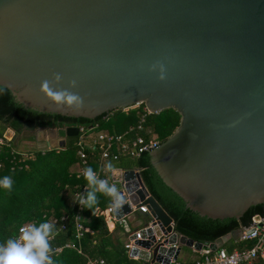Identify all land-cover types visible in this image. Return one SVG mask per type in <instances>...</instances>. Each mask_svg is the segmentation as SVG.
<instances>
[{
	"label": "water",
	"instance_id": "water-1",
	"mask_svg": "<svg viewBox=\"0 0 264 264\" xmlns=\"http://www.w3.org/2000/svg\"><path fill=\"white\" fill-rule=\"evenodd\" d=\"M55 73L58 88L77 82L70 91L85 98L82 109L57 108L39 93ZM0 85L25 108L75 118L133 104L171 108L177 126L143 154L158 185L211 219L264 202V0H0ZM48 132L51 147L63 145ZM122 179L128 200L155 220L130 257L167 264L181 246L207 253L240 234L209 243L177 235L138 172ZM112 213L121 221L129 207Z\"/></svg>",
	"mask_w": 264,
	"mask_h": 264
},
{
	"label": "trees",
	"instance_id": "trees-1",
	"mask_svg": "<svg viewBox=\"0 0 264 264\" xmlns=\"http://www.w3.org/2000/svg\"><path fill=\"white\" fill-rule=\"evenodd\" d=\"M142 106L139 104L138 107L128 109L126 112L113 109L110 114L104 113L94 119H85L25 108L15 102L11 95L0 92V131L9 128L16 133V138L11 142V148L15 150L13 156L8 155V150H5L3 156L6 158L0 157V178L10 176L13 180L11 191L0 188V244L13 238L17 227L23 222L34 221L38 226L42 222H52L50 220L56 218V222L52 223L59 231L51 240V246H60L72 241L76 249L62 248L52 257L55 264H87L88 260L99 259L103 260V264H149L141 258L130 257L123 241L131 231L141 226H132L126 220L124 226L121 220L116 221L113 228L108 230L104 217L98 214V210L104 209L110 203V199L103 195H99V203L92 209L81 206L79 223L83 227H88L89 231L82 232L78 239L75 238L74 216L78 203H74L72 197L75 196L74 192L87 182L83 175L75 174L79 168V160L75 153L77 136L67 137L65 144L61 146L44 149L18 145L21 140L33 139L37 129H56L63 135L62 129L67 124L88 126L93 123H97L99 129L106 128L108 133L122 134L127 130L128 137L137 134L147 139L155 134V138L161 142L177 126L179 114L167 108L142 116ZM144 153L146 152L136 157L121 154L117 160L111 161L121 168L139 170L142 183L172 219L173 231L177 235H183L194 242L209 243L233 229L247 225L252 215L261 214L264 210L263 202L247 209L239 218L211 219L199 216L185 208L180 199L158 185L143 156ZM86 156L83 167L94 169L97 154L88 150ZM62 216L65 217L64 220H61ZM146 219L144 218L143 224ZM251 245V240L237 238L228 239L220 247L230 252L240 251ZM181 250L187 254L193 252L191 247L186 246H181ZM191 261L193 258L187 263ZM251 264H264V261L256 259Z\"/></svg>",
	"mask_w": 264,
	"mask_h": 264
},
{
	"label": "built area",
	"instance_id": "built-area-1",
	"mask_svg": "<svg viewBox=\"0 0 264 264\" xmlns=\"http://www.w3.org/2000/svg\"><path fill=\"white\" fill-rule=\"evenodd\" d=\"M139 104H133L128 107L120 108L122 112H126L128 109H133L138 107ZM142 116L149 113L143 106H142ZM110 114V113H108ZM98 128L97 123L89 124L88 126L80 125L77 130V139H76V156L79 160V168L76 171V176L82 175V170L84 169V164L86 163V152L88 150L94 151L97 154L96 158V167L93 169L97 172V174L100 176V178H105L106 175L110 176V182H115L120 189V191L125 196V203L129 207V213L140 211L142 213H145L148 215V221L140 228V229H146L151 228L152 229V222H154V218L149 216V211L147 209L146 204H140L141 201H137L136 203H131L128 200L129 194L125 190V181L122 179V174L125 170V168H121L116 166V169H118L119 178L114 179L111 174H107L101 171L103 165L106 163L107 160L115 161L117 158L121 155H128L130 157H136L142 152H148L152 148L156 147L159 144V141L157 138H155V134L150 136L147 139H144L142 136L134 134L132 136H127V130H125L122 134H116V133H108L106 130L105 132L102 131L98 135H92L93 131ZM12 130L9 128H4L2 131H0V157L6 158V156H3L5 150H8V155L14 154V151L11 148V133ZM48 130H45V132ZM47 140V139H46ZM46 147H50L46 141H45ZM23 156H25V153H23ZM1 164V162H0ZM132 169L135 172H138L139 170L137 168H129ZM88 187L87 182L83 184L78 191L74 192V195L76 193H85L86 189ZM82 206V205H81ZM81 206L77 205V211L74 216L75 220V238L78 239L79 236L82 234V232L89 231L88 227H83L79 223V219L81 218V215L79 211L81 210ZM98 214L102 215L104 217V221L106 223V226L108 230H111L114 226V223L117 221L115 216L112 213L111 209V201L108 206H106L104 209L98 210ZM127 214H123L122 217H124ZM64 216L61 217V220H64ZM50 221L56 222V218H52ZM48 222V221H47ZM35 224L34 221H26L23 222L21 225L17 227L16 234L13 238H16L20 234V229L24 226ZM110 224V225H109ZM63 227L62 225L60 226ZM137 229L133 231L132 235L126 243L127 251L132 247H135L136 245L133 243L135 239H141V235L139 233V230ZM162 237H165L164 235ZM238 239L240 240H251L252 245L246 249L243 250H232L228 252L226 249L219 247L217 250L215 249L214 252L211 253V251L207 253H202L200 251H195L193 248L191 250L196 253V257L193 259V261L187 263L185 261L178 260L179 253L177 254V257L174 259L172 256H168V262L167 264H251L254 260L260 259L261 261H264V210L261 214H254L251 216L250 222L240 227V234L238 236ZM156 242L161 240L158 237H155ZM176 243L170 244L172 247H176ZM167 245L166 247H168ZM53 249L52 257L53 255L59 253L62 248L69 247V248H75L74 243L72 241H69L63 245L60 246H51ZM76 249V248H75ZM150 249L148 250V252ZM132 258H137L136 256H133ZM87 264H103V260L99 259L96 261L88 260ZM156 264H161L156 263Z\"/></svg>",
	"mask_w": 264,
	"mask_h": 264
},
{
	"label": "clouds",
	"instance_id": "clouds-1",
	"mask_svg": "<svg viewBox=\"0 0 264 264\" xmlns=\"http://www.w3.org/2000/svg\"><path fill=\"white\" fill-rule=\"evenodd\" d=\"M155 67V65L153 66ZM161 71H163L161 69ZM163 76H161V79ZM62 80L59 73L53 74L51 80H43L40 83L39 93L54 104L57 108H68L79 111L84 104V97L70 91L77 86L75 80L68 83V88L56 87ZM7 85H0V92H3ZM102 172L111 174L116 171V166L109 160L102 169ZM82 175L87 181L88 190L81 194L76 193L72 200L84 208L92 209L99 203V195L108 197L111 201V209L119 213L125 203V196L115 182H110V176L100 178L92 167H85ZM13 180L10 176L0 178V188L11 191ZM58 229L52 222H42L38 226L30 224L20 229L16 238H10L0 244V264H55L51 247V240L58 234Z\"/></svg>",
	"mask_w": 264,
	"mask_h": 264
},
{
	"label": "rangeland",
	"instance_id": "rangeland-1",
	"mask_svg": "<svg viewBox=\"0 0 264 264\" xmlns=\"http://www.w3.org/2000/svg\"><path fill=\"white\" fill-rule=\"evenodd\" d=\"M109 122H112V120H108ZM107 129L106 128H102V129H96L93 131L92 135H98L100 132L102 131H106ZM25 135V134H24ZM45 136H46V132H37L36 135L34 134V138L33 139H30V140H27V141H23L21 140L20 142H18V145L21 147L23 146H26V147H29V146H33L37 149H44L46 148V144H45ZM50 143L49 142V146H50ZM53 143H56V142H53ZM52 143V144H53ZM51 147V146H50ZM135 219H140V216L137 215ZM126 221H128L129 224H131L132 226L134 225L132 222L135 221L134 219L133 220H130L129 218L126 219ZM143 224V223H142ZM142 224H139V226H141ZM178 260L180 261H184V258L182 257V252L179 254L178 256ZM186 260V259H185Z\"/></svg>",
	"mask_w": 264,
	"mask_h": 264
},
{
	"label": "crops",
	"instance_id": "crops-1",
	"mask_svg": "<svg viewBox=\"0 0 264 264\" xmlns=\"http://www.w3.org/2000/svg\"><path fill=\"white\" fill-rule=\"evenodd\" d=\"M114 178V177H113ZM138 214L136 213V212H132V213H128L127 215H125L124 217H122V222L124 223V220H126L127 218H129L130 220H135V221H133L132 223L134 224V226H137V225H139V224H142L145 220H144V218H147L146 220L148 221V215L147 216H145V217H143V216H140V219H135L136 218V216H137ZM146 221V222H147ZM145 222V223H146ZM144 223V224H145ZM144 224H142L141 225V227L144 225ZM110 225V224H109ZM124 226H126V224L124 223L123 224ZM131 225V224H130ZM129 225V226H130ZM141 227H139L138 229H140ZM135 231V230H134ZM132 233H133V231H131L129 234H128V236H126L124 239H123V241L124 242H127V240L132 236ZM182 252V250L180 249V251H179V254ZM128 253V252H127ZM182 257L184 258V261L185 262H187V261H189V259L190 260H192V258L194 259L195 257H196V253L194 254L193 252H190L189 254H187V252L185 253V252H182ZM186 259V260H185Z\"/></svg>",
	"mask_w": 264,
	"mask_h": 264
},
{
	"label": "flooded vegetation",
	"instance_id": "flooded-vegetation-1",
	"mask_svg": "<svg viewBox=\"0 0 264 264\" xmlns=\"http://www.w3.org/2000/svg\"><path fill=\"white\" fill-rule=\"evenodd\" d=\"M114 110H118V109H114ZM111 112V111H110ZM110 112H108V113H110ZM107 113V114H108ZM69 126H73V127H79L80 125H77V124H67V125H65L64 127H63V131H64V134L63 135H60L58 132H57V130L56 129H54L55 130V142H57V143H59V144H65V142H66V138L68 137V136H66L65 135V128L66 127H69ZM42 132H45V130L44 129H42ZM48 134H49V132L48 131H46V136H45V140H46V143L49 145V140H51L50 138H49V136H48ZM28 134H26L25 136H27ZM77 136V135H76ZM75 137V136H74Z\"/></svg>",
	"mask_w": 264,
	"mask_h": 264
}]
</instances>
